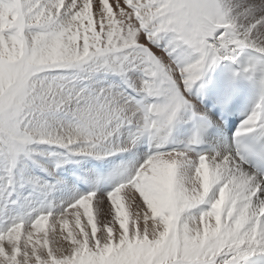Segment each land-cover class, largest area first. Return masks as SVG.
I'll use <instances>...</instances> for the list:
<instances>
[{"label": "snow or ice", "instance_id": "1", "mask_svg": "<svg viewBox=\"0 0 264 264\" xmlns=\"http://www.w3.org/2000/svg\"><path fill=\"white\" fill-rule=\"evenodd\" d=\"M0 264H264V0H0Z\"/></svg>", "mask_w": 264, "mask_h": 264}, {"label": "rangeland", "instance_id": "2", "mask_svg": "<svg viewBox=\"0 0 264 264\" xmlns=\"http://www.w3.org/2000/svg\"><path fill=\"white\" fill-rule=\"evenodd\" d=\"M82 222H85L86 223V217L83 218V221ZM46 228L47 229H50L51 228V218L49 219V222H48V225H46Z\"/></svg>", "mask_w": 264, "mask_h": 264}]
</instances>
